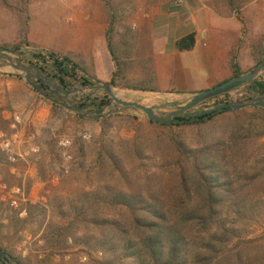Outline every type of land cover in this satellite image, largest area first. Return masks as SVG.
I'll return each instance as SVG.
<instances>
[{
    "label": "rangeland",
    "instance_id": "374dc122",
    "mask_svg": "<svg viewBox=\"0 0 264 264\" xmlns=\"http://www.w3.org/2000/svg\"><path fill=\"white\" fill-rule=\"evenodd\" d=\"M99 1L110 13L106 35L100 28L92 31L91 18H88L91 14L83 6L86 1L0 0V46L23 44L25 52L30 54L34 50L25 44L31 43L32 39L33 45L39 49L42 47L73 59V52L68 51L70 48L65 47L62 40L65 37L81 39L82 57L89 62L87 52L90 49L86 46L94 44L92 52L101 73L97 75L105 78L116 71L109 40L120 64L116 86H112L120 99L146 106L183 100L164 92L158 95L135 89L142 82L150 83L147 71L151 60L147 62L145 58L141 32L152 20V15L156 17V12L165 13L162 8L171 0ZM204 1L206 8H212L213 3ZM252 1L255 3L250 10L264 5V0ZM191 2L195 8H204L197 0L187 3ZM229 2L233 10H238L239 16L244 2ZM243 22L244 38L235 47L233 59L237 60L242 71L250 73L264 50V31L254 16ZM152 35L163 36L165 33L157 30ZM199 69L205 75L192 76L194 80L190 79L188 85L184 83L187 90L181 88L182 91L199 93L206 88L209 75ZM224 73L221 70L211 76L218 80ZM0 74V104L16 107L19 120L15 122L23 135L20 143L11 147L15 161H11L4 151L10 171L0 163V185L8 186L6 190L0 189V246L6 251L0 250L11 257L10 264H14V260L18 264H108L109 256L93 240L94 237L101 239L102 231L89 223L67 220L61 211L68 212L69 205L79 195L107 186L175 201L178 180L173 166L175 151L171 138L180 134L188 143L198 144L208 134L221 133L231 122L242 117L241 112L230 111L216 122L202 127L200 134L195 127L171 130L152 125L148 118L134 111L117 113L121 110L117 104L104 107L102 114L89 107L91 118H78L65 108L54 109L50 100L38 94L23 79ZM232 76L233 71L230 73ZM82 88L77 84L76 89ZM104 94V90L86 89L74 98L80 102L84 97L102 98ZM234 103L239 102L234 100L231 104ZM170 110L164 109L163 112ZM239 111L246 112L249 118L261 116L252 108ZM66 141L70 143L64 147L63 142ZM111 154L114 155L112 158ZM246 155L264 156V139L251 141ZM19 188L21 191L18 192ZM13 201L18 205L13 206ZM20 210L19 214L15 212ZM48 229H55L58 235L63 234L53 246L44 239ZM77 238L84 240L77 243ZM248 241L264 243V232L252 234Z\"/></svg>",
    "mask_w": 264,
    "mask_h": 264
},
{
    "label": "trees",
    "instance_id": "16d2710c",
    "mask_svg": "<svg viewBox=\"0 0 264 264\" xmlns=\"http://www.w3.org/2000/svg\"><path fill=\"white\" fill-rule=\"evenodd\" d=\"M25 47L32 48L34 52H25L23 44L0 46V49L22 50L27 54L28 64L39 65L67 90L76 89L77 84L83 87L101 84L89 78L69 57L39 49L28 42ZM109 49L117 68L110 84L115 87L120 64L112 42H109ZM261 64H264V50L259 54L256 67ZM231 68V79L248 74L240 69L234 59ZM6 76L22 80L15 75ZM154 82L155 78L152 77L151 83ZM143 85L135 89L160 93L156 87ZM238 90L244 92V96L238 99L240 104L251 102V93L264 99V70L256 78L255 84L245 85ZM232 101L233 95L228 93L207 100L196 110L231 104ZM110 104L108 94L102 98L84 97L79 102L80 107H93L100 111L99 114ZM52 106L65 110L54 101ZM252 109L261 116L249 118L244 111H234L241 112L242 117L231 122L221 133L208 134L198 144L188 143L180 134L171 138L175 151L173 166L178 180L175 201L107 186L79 195L69 205L68 212L61 211L63 217L79 224L89 223L102 231L101 239L94 237L93 240L109 256L108 264H264V243L248 241L252 234L264 232V156L246 155L251 141L264 139V108ZM5 111L10 113L13 107L0 104V131L11 136L18 127L17 130L11 129L16 120L13 116H7ZM228 112L230 110L181 124L165 125L149 119L148 122L171 130L195 127L200 134L202 127L216 122ZM113 156L110 155L111 158ZM0 163L3 166L9 164L1 149ZM6 169L10 171L9 167ZM15 212L19 214L21 210ZM62 236L55 229H48L44 239L49 246H53ZM83 240L77 238L76 242ZM0 248L5 250L2 246ZM0 264L10 263L2 256Z\"/></svg>",
    "mask_w": 264,
    "mask_h": 264
},
{
    "label": "crops",
    "instance_id": "0c3cea01",
    "mask_svg": "<svg viewBox=\"0 0 264 264\" xmlns=\"http://www.w3.org/2000/svg\"><path fill=\"white\" fill-rule=\"evenodd\" d=\"M81 1H86L83 3V6H85L86 10L91 14L88 18H91L92 31L100 28L103 34L106 35L110 25V13L105 4L101 3L99 0ZM197 1L201 3V5L203 4V9L199 6L195 8L196 5L191 2L187 3V5L178 12L169 10V7L166 5L162 8L165 13L161 12L159 14L156 12V17L155 14L152 15V20L148 22L144 32H141L140 35L143 40L142 46L146 52L145 58L147 62L151 60V64L147 71L150 83L142 82L140 85L144 84L148 88L156 86L160 91L159 94L164 92L175 95L177 98L183 100L191 98L193 95L190 94L197 95L211 90L232 78L230 77V73L232 74L231 63L233 61V52L238 42L242 41L244 38L243 20L251 19L253 16L258 18L261 22V30L264 31V5L258 6L259 8L257 7L255 10H250L255 1L235 0L236 2H244L241 3V14L238 16V10H233L234 8L231 7L229 0H207V2L213 3L212 8H206L204 0ZM187 23L189 24L186 25ZM157 30L165 33V35H152L153 32ZM30 41L32 44H35L32 39ZM80 42L81 39L77 38L68 39L65 37L62 40V44L70 48L68 51L73 52L74 56L72 60L84 70L89 78L93 81H99L101 84L112 81L115 74L114 72L112 75L109 74L108 77L105 78L98 77L97 75L101 73L98 71L99 67L92 52L94 44H87L86 46L87 49H90V51L87 52L89 62H86L82 57ZM107 42L109 46V40ZM41 49L46 50L42 47ZM199 67L209 75L210 79L208 80L209 82L206 88L199 93L198 91H193L194 93L182 91V89L187 90L185 89L186 86L184 83L187 84L190 79L194 80L192 76L196 77L199 73L204 74L200 72ZM221 70L226 73L218 80H214L212 73H218L221 72ZM142 74L143 78H145L144 69L142 70ZM152 77L155 78L154 84L151 83ZM5 114L9 117L13 116L16 122L19 120L16 107H13V111L10 113H6L5 111ZM16 128V123L11 125L12 130ZM21 139H23L21 129H18L17 132L11 136H7L0 131V148L2 151H4V149L6 151L5 146L7 144L14 146L15 144H19Z\"/></svg>",
    "mask_w": 264,
    "mask_h": 264
},
{
    "label": "water",
    "instance_id": "95a60500",
    "mask_svg": "<svg viewBox=\"0 0 264 264\" xmlns=\"http://www.w3.org/2000/svg\"><path fill=\"white\" fill-rule=\"evenodd\" d=\"M26 56L27 54L20 49L1 48L0 72L20 77L33 89L37 90L44 98L50 100L51 102H56L65 108L69 113L81 118H91L92 116L90 108L80 107L79 102L74 98L79 92L86 89L94 91L104 90V92L112 99L110 106L112 104H117L121 107V110L117 111V113L134 111L153 122L165 125L196 122L201 117H208L210 115L223 113L228 110L239 111L248 108H264V99L258 98L255 94H253L251 96L252 101L246 104L224 103L218 107H212L202 111L196 110L197 106L207 100L231 93L245 85L255 84L256 78L264 70V64L259 65L244 76L233 78L211 90L192 96L191 98L167 102L162 105L146 106L140 102H127L120 99L115 94L114 89L110 84L67 90L59 85L57 80L51 78L47 73H45L39 65L32 63L28 64ZM54 98H57V100ZM164 109H174L176 111L165 113L163 112ZM182 116L185 118L180 119ZM97 119H100V117ZM0 252L3 258L11 260L10 256L3 254L1 250ZM13 262L14 264H18L15 260Z\"/></svg>",
    "mask_w": 264,
    "mask_h": 264
},
{
    "label": "built area",
    "instance_id": "2783aa9c",
    "mask_svg": "<svg viewBox=\"0 0 264 264\" xmlns=\"http://www.w3.org/2000/svg\"><path fill=\"white\" fill-rule=\"evenodd\" d=\"M189 0H171L170 2H169V4H168V7H169V10H171V11H173V12H178V11H180V10H182L183 8H184V6L187 4V2H188ZM232 93V95H233V101L235 100V101H238V99L240 98V97H243L244 96V92L243 91H241V90H235V91H233V92H231ZM254 93H251L250 94V97L253 95ZM252 98V97H251ZM69 141H66V142H63V146L64 147H67L68 145H69ZM12 146H11V144H7L6 146H5V148H6V151H5V149H4V151L5 152H7L8 154H9V156H10V160L11 161H15L16 159L13 157V155H12V148H11ZM8 186H6V185H0V189H3V190H6V189H8L7 188ZM15 191V190H14ZM18 192L19 191H21L20 190V188L17 190ZM12 205L13 206H17L18 205V203L16 202V201H13L12 202Z\"/></svg>",
    "mask_w": 264,
    "mask_h": 264
},
{
    "label": "flooded vegetation",
    "instance_id": "af4514ba",
    "mask_svg": "<svg viewBox=\"0 0 264 264\" xmlns=\"http://www.w3.org/2000/svg\"><path fill=\"white\" fill-rule=\"evenodd\" d=\"M174 111H176V110L172 109V110H170L168 113H171V112H174ZM180 118H181V119H184L185 117L182 116V117H180ZM8 262L10 263V260H8Z\"/></svg>",
    "mask_w": 264,
    "mask_h": 264
}]
</instances>
